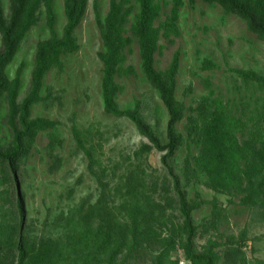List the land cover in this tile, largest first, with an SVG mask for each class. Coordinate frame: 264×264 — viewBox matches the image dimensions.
Wrapping results in <instances>:
<instances>
[{
    "label": "trees",
    "instance_id": "16d2710c",
    "mask_svg": "<svg viewBox=\"0 0 264 264\" xmlns=\"http://www.w3.org/2000/svg\"><path fill=\"white\" fill-rule=\"evenodd\" d=\"M89 1L64 0L62 29H58L55 0H9L8 9L0 4V120H6L11 135L8 145L0 144V164L8 168L16 182L21 165L29 160L40 133H48L52 151L61 144L57 122L32 115L36 107L50 103L51 93L45 85L48 74L53 69L63 71V59L80 50L75 33L85 18ZM188 1L193 6L196 0ZM201 1L238 17L251 33L264 40V0ZM186 4L187 0H109V10L103 14L99 0L94 1L95 19L103 42L98 56L103 65L104 112L128 119L136 126L148 141L142 152L148 153L151 149L165 152L162 164L173 179L176 200H157L144 190V184L132 182L130 176L110 187L97 174L101 186L97 201L86 198L70 208L69 215L61 214L67 232L59 238L32 240L25 234V195L17 191L18 220L0 221V264H180L172 256L178 249L184 253L187 264H249L247 249L255 251L248 245L255 242L249 236V226L238 235L224 236L220 227L229 218L218 205L219 197L212 200V218L197 226L192 212L202 202L188 201L180 178L169 165L185 141L191 142L197 154L187 159L185 174L203 175L208 189L229 197L230 205L247 209L253 222L264 224V105L253 131L213 91L203 96L197 106L186 107L177 99L178 53L166 69L156 67L161 39L173 42L172 37L180 35L178 25ZM169 5L170 14L159 22ZM42 18L46 20L49 36L38 43L31 71L26 60L12 68L27 37ZM135 42L139 47L141 76L169 115L166 144L143 118L138 101L125 108L118 103L124 88L117 79L137 75L135 67L127 65V52ZM28 72L30 90L20 101ZM234 72L244 82L254 83L264 91L263 75L254 71ZM184 119L187 120L186 138L176 131ZM246 130L249 137L240 140L238 134L245 136ZM73 133L92 169L96 163L92 149L86 147L76 127ZM54 163L59 165L60 159L55 158ZM118 201L121 203L116 205ZM206 235L209 237L199 249L197 240ZM256 262L264 264V260Z\"/></svg>",
    "mask_w": 264,
    "mask_h": 264
},
{
    "label": "rangeland",
    "instance_id": "374dc122",
    "mask_svg": "<svg viewBox=\"0 0 264 264\" xmlns=\"http://www.w3.org/2000/svg\"><path fill=\"white\" fill-rule=\"evenodd\" d=\"M8 1L0 0V4L8 9ZM55 1L60 21L58 29H62L65 24L64 0ZM94 1H89L85 18L75 33L80 50L63 59V71L53 69L48 74L45 85L47 92L51 93L50 103L33 110V118L41 116L57 122L60 146L52 151L48 133H40L29 160L21 165L18 182L13 180L8 168L0 164V221L5 218L9 222L18 220L16 197L17 191H21L25 195L27 209L25 234L32 240L59 238L67 232L61 214L69 215L68 210L86 198L91 202L97 201L101 193L97 174L110 187L130 176L132 182L144 184V190L162 202V198L173 201L177 197L173 179L162 164L165 152L156 149L142 152L143 145L148 141L136 126L128 119L115 118L104 112L101 91L103 65L98 56L103 42L95 19ZM99 3L103 14H106L109 0H99ZM170 9L171 5L164 10L159 22L166 19ZM178 26L180 35L172 37L173 42L162 38V48L156 55V67L164 70L175 54H179L177 99L186 107L197 106L203 96L213 91L216 98L223 100L232 113L246 120L249 129L254 131L258 114L263 109L264 91L254 83L244 82L234 71H254L264 76V40L251 33L238 17L201 0H196L193 6L187 0ZM48 36L46 20L42 18L30 32L12 68H17L21 61L26 60L31 71L38 43ZM127 56V65L134 66L137 75L117 79L124 88L118 103L125 108L138 101L143 118L166 144L169 115L160 98L141 76L137 42ZM25 83L20 101L30 90V72ZM186 122L184 119L176 126V131L185 138L188 135ZM0 123V144L8 145L11 135L6 120H0ZM74 127L81 133L86 147L93 151L96 163L92 169L89 159L77 146ZM246 133L247 130L245 136L238 134L240 140L249 137ZM196 154L195 146L186 140L169 161L173 174L180 178L188 201L202 202L192 212L195 224L199 226L212 218V200L219 197L218 205L229 218L220 227L221 232L224 236L238 235L245 226H249V236L255 239V242L248 243L255 250L252 253L247 249L249 264L264 260V224L253 222L247 209L230 205L229 197L208 189L203 175L188 177L185 174L187 159ZM57 157L60 163L55 166ZM120 203L118 201L116 205ZM58 221L62 224H57ZM209 235L197 240L199 249ZM172 256L180 264H187L182 250L178 249Z\"/></svg>",
    "mask_w": 264,
    "mask_h": 264
}]
</instances>
